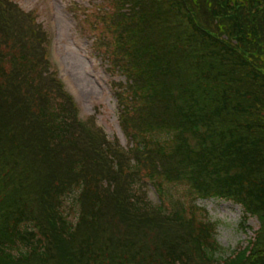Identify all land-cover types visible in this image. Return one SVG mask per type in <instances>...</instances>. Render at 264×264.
Listing matches in <instances>:
<instances>
[{
  "label": "trees",
  "instance_id": "16d2710c",
  "mask_svg": "<svg viewBox=\"0 0 264 264\" xmlns=\"http://www.w3.org/2000/svg\"><path fill=\"white\" fill-rule=\"evenodd\" d=\"M103 1L127 146L75 124L46 31L0 0V264H264V0ZM209 196L260 219L247 252L215 255Z\"/></svg>",
  "mask_w": 264,
  "mask_h": 264
},
{
  "label": "rangeland",
  "instance_id": "374dc122",
  "mask_svg": "<svg viewBox=\"0 0 264 264\" xmlns=\"http://www.w3.org/2000/svg\"><path fill=\"white\" fill-rule=\"evenodd\" d=\"M23 13H31L33 21L44 26L51 36L50 53L63 73L66 88L72 93L82 117L93 114L95 122L103 128L108 137L116 138L124 146V130L118 123L117 82L124 83L123 73L111 65L105 52V44L96 42L94 34L83 21L88 6L93 9H107L108 1L103 0H15ZM102 3H105L103 6ZM208 23H212L208 20ZM80 24L83 26L80 28ZM165 37L170 30L159 27ZM138 191L146 189L145 200L158 203L153 186L146 182L137 185ZM209 221L215 222V237L219 244L217 256H228L234 250L247 252L254 233L260 226V219L248 215L243 217L242 207L221 197L199 198ZM69 217L72 216L68 212ZM236 259V257H234Z\"/></svg>",
  "mask_w": 264,
  "mask_h": 264
}]
</instances>
